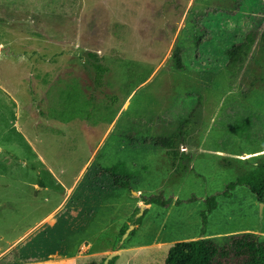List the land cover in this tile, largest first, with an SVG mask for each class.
Here are the masks:
<instances>
[{"label": "rangeland", "instance_id": "obj_1", "mask_svg": "<svg viewBox=\"0 0 264 264\" xmlns=\"http://www.w3.org/2000/svg\"><path fill=\"white\" fill-rule=\"evenodd\" d=\"M252 32L233 78L226 52ZM169 134L175 154L147 142ZM263 157L264 0H0L3 250L24 236L1 263L165 264L189 238L264 241L255 195H221ZM119 162L129 188L105 172ZM159 194L169 208L144 203Z\"/></svg>", "mask_w": 264, "mask_h": 264}, {"label": "trees", "instance_id": "obj_2", "mask_svg": "<svg viewBox=\"0 0 264 264\" xmlns=\"http://www.w3.org/2000/svg\"><path fill=\"white\" fill-rule=\"evenodd\" d=\"M256 40L257 33L252 32L246 35L242 43L233 46L226 52L228 70L233 78L242 73ZM175 58L179 60L176 68L181 69L180 55L177 54ZM147 142L156 148L167 149L170 154H175L178 145L174 134H169L163 138L148 139ZM105 172L113 178L116 186L130 187L129 175L131 176V171L127 169L125 163L119 162L106 169ZM241 186L248 188L260 203H264V157L254 165V168L239 174L235 180L226 184L221 195L229 197ZM217 197L218 194H213L206 199V208L201 213L204 226H207L208 215L218 206ZM143 201L146 205L168 208L173 199H165L163 195L159 194L145 197ZM175 204L178 206L180 200H176ZM116 259L117 256L111 259L110 264H114ZM89 264L97 263L90 262ZM165 264H264V241L260 239V235L253 233L231 235L224 245H219L212 238L204 237L183 240L174 243L169 248Z\"/></svg>", "mask_w": 264, "mask_h": 264}, {"label": "crops", "instance_id": "obj_3", "mask_svg": "<svg viewBox=\"0 0 264 264\" xmlns=\"http://www.w3.org/2000/svg\"><path fill=\"white\" fill-rule=\"evenodd\" d=\"M39 157H40V159L43 161V162H45L44 161V159L42 158V156L41 155H39ZM194 160H196V157L194 158ZM57 177V176H56ZM55 177V178H56ZM70 191H72L71 193H70V195L69 196H71L73 193H74V191L76 190V186H74V188L73 189H69ZM252 196V195H251ZM256 197V196H255ZM254 198V197H253ZM255 199V198H254ZM256 201H252V202H254V203H260L259 201H258V199L256 198L255 199ZM176 202V201H175ZM175 202H174V204H175ZM64 202H62L61 203V205H60V208L61 207H63V204ZM63 204V205H62ZM176 205V204H175ZM169 208V207H168ZM263 209H264V203H263V207H262ZM57 209H59V207L57 208ZM163 209H166V208H163ZM52 213V212H51ZM51 213L49 214V217L51 216ZM52 221H54V219L52 220ZM251 225V224H250ZM247 227H250V226H247ZM246 227V228H247ZM34 228V227H33ZM264 232V231H263ZM203 233H205V231L203 232ZM23 237L24 236H22V237H18V238H16L14 241H12V245L10 246V247H8L6 250H3L4 248H2L3 247V245L4 244H1L0 243V264H3V263H1L2 262V260L4 259V257L6 256V253L12 248V250H16V248H17V246L20 244V242L22 241V239H23ZM0 238H3V237H0ZM189 239H191V238H189ZM189 239H186V240H189ZM0 242H3V241H0ZM16 264H20V263H16Z\"/></svg>", "mask_w": 264, "mask_h": 264}, {"label": "water", "instance_id": "obj_4", "mask_svg": "<svg viewBox=\"0 0 264 264\" xmlns=\"http://www.w3.org/2000/svg\"><path fill=\"white\" fill-rule=\"evenodd\" d=\"M144 206L145 205H142V207H141V214L143 213V208H144ZM261 207H263V203H261ZM134 228V226L133 225H131L129 228H128V230L126 231V233L123 235V237H125L128 233H129V231L131 230V229H133ZM113 257V254L112 255H109L108 257H107V259L105 260V264H107L108 263V261H109V259H111Z\"/></svg>", "mask_w": 264, "mask_h": 264}]
</instances>
